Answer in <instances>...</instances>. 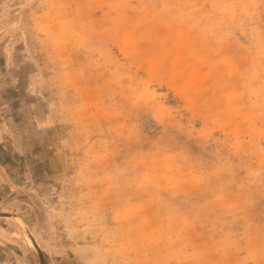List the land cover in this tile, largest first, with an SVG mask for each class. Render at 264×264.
Segmentation results:
<instances>
[{
    "label": "rangeland",
    "instance_id": "rangeland-1",
    "mask_svg": "<svg viewBox=\"0 0 264 264\" xmlns=\"http://www.w3.org/2000/svg\"><path fill=\"white\" fill-rule=\"evenodd\" d=\"M27 233L264 264V0H0V264H39Z\"/></svg>",
    "mask_w": 264,
    "mask_h": 264
},
{
    "label": "water",
    "instance_id": "water-1",
    "mask_svg": "<svg viewBox=\"0 0 264 264\" xmlns=\"http://www.w3.org/2000/svg\"><path fill=\"white\" fill-rule=\"evenodd\" d=\"M9 216H11V215H9ZM12 217H13V219H16L14 216H12ZM27 235H28V237H29L31 243L34 245V247L36 248V250H37V252H38V255H39V264H43V258H42V256H41V252H40V250H39V248H38L36 242L34 241V239H33L28 233H27Z\"/></svg>",
    "mask_w": 264,
    "mask_h": 264
},
{
    "label": "bare ground",
    "instance_id": "bare-ground-1",
    "mask_svg": "<svg viewBox=\"0 0 264 264\" xmlns=\"http://www.w3.org/2000/svg\"><path fill=\"white\" fill-rule=\"evenodd\" d=\"M27 240V239H26ZM29 241V244H31V241L30 240H28Z\"/></svg>",
    "mask_w": 264,
    "mask_h": 264
}]
</instances>
